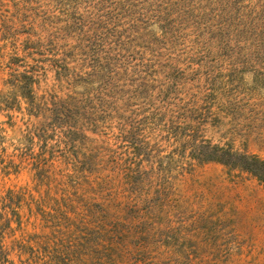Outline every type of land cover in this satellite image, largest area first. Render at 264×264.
Listing matches in <instances>:
<instances>
[{
	"label": "rangeland",
	"instance_id": "obj_1",
	"mask_svg": "<svg viewBox=\"0 0 264 264\" xmlns=\"http://www.w3.org/2000/svg\"><path fill=\"white\" fill-rule=\"evenodd\" d=\"M203 141L264 159V0H0V264H264Z\"/></svg>",
	"mask_w": 264,
	"mask_h": 264
},
{
	"label": "trees",
	"instance_id": "obj_2",
	"mask_svg": "<svg viewBox=\"0 0 264 264\" xmlns=\"http://www.w3.org/2000/svg\"><path fill=\"white\" fill-rule=\"evenodd\" d=\"M17 81L21 83L18 86L21 89V94L24 97L32 95L31 84L33 76L28 74L18 75ZM27 95V96H26ZM138 149V148H137ZM198 157L202 161H215L219 162L230 168L245 171L254 176L264 188V159L254 154L242 153L233 150L231 147L220 146L211 144L210 142L203 141L200 148L197 149ZM7 254L0 244V262H7Z\"/></svg>",
	"mask_w": 264,
	"mask_h": 264
}]
</instances>
